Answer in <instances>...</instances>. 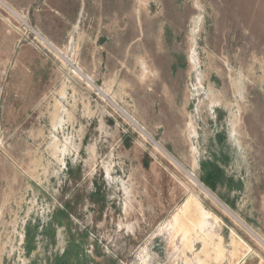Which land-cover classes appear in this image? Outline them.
I'll list each match as a JSON object with an SVG mask.
<instances>
[{"label":"rangeland","instance_id":"rangeland-1","mask_svg":"<svg viewBox=\"0 0 264 264\" xmlns=\"http://www.w3.org/2000/svg\"><path fill=\"white\" fill-rule=\"evenodd\" d=\"M2 1L3 264L264 252V0H147L145 37L116 23L124 0Z\"/></svg>","mask_w":264,"mask_h":264},{"label":"crops","instance_id":"crops-1","mask_svg":"<svg viewBox=\"0 0 264 264\" xmlns=\"http://www.w3.org/2000/svg\"><path fill=\"white\" fill-rule=\"evenodd\" d=\"M0 4L3 5L6 8H9V9L13 10L6 3H4L2 0H0ZM139 5L140 4L137 5L136 2H134V0H124L122 2V4H120V6H123V7L119 8V10L117 11L118 15L115 17V21L117 23L119 21L120 15H122L123 16V21L125 22V25H127V27H126L127 33L130 32L132 35H135L136 33H138V31H141L144 34V37H145L146 36L145 27L146 26H144V24H145L144 23V16H147V18H149V15H148V11L149 10L148 9H146V10L142 9L141 11H139ZM117 7H118V4H117ZM13 11H15V10H13ZM119 11H120V13H119ZM147 32H148V37L145 39V42L147 44L146 50H147V53H151L152 52V56L151 55L149 56L151 58L149 60L146 57H144V56H140L139 62L142 63L143 70H144L145 63L142 62V57H144V58L147 59L149 64L152 66V68L155 69L156 72L154 71L150 76L146 77V78L150 79L152 77L157 76L158 69L156 67H154L156 62H158L156 49L162 47L163 44L160 42L159 35L156 32L150 31L149 27L147 29ZM150 41L154 42V45H155L154 49L150 48V46H149V42ZM49 43L52 45L51 46L52 49H54L57 53L61 54L63 56V58H65V59H67V61H69L70 64L75 65L73 63V61L68 59V55H65L62 49H60L59 47L54 46V44H52V42H50V41H49ZM74 68L79 73V75L83 76V77L81 76L82 78L87 80V82L89 83L90 86L94 87V83H93L91 77H87L86 75H83V73L81 72V70L77 66H75ZM143 77H144V74H143ZM140 126L143 127L141 124H140ZM145 131L148 134H150L147 130H145ZM226 256H227V254H226ZM231 262H232V264H264V252L260 251L259 249L254 248V247L252 249L249 248L247 250L246 249H242V250L239 251V253L237 254L235 259L230 254L225 259H223L220 264H230ZM0 264H3L2 258H1Z\"/></svg>","mask_w":264,"mask_h":264},{"label":"bare ground","instance_id":"bare-ground-1","mask_svg":"<svg viewBox=\"0 0 264 264\" xmlns=\"http://www.w3.org/2000/svg\"><path fill=\"white\" fill-rule=\"evenodd\" d=\"M146 2H147V0H140V6H142V7H145L147 4H146ZM146 10V9H145ZM16 14V13H15ZM22 21H24L27 25H28V23L23 19V17H21L20 15H18V14H16ZM50 45V44H49ZM190 61H191V64L194 66V67H197L198 65H199V58H198V55L196 54V50H192V52H191V54H190ZM211 94V93H210ZM210 97V96H209ZM211 97H212V95H211ZM213 98H214V96H213ZM212 99V98H211ZM212 101H213V99H212ZM63 102V101H62ZM113 102H114V104L116 105V101H114L113 100ZM59 104V103H58ZM213 104V103H212ZM214 104H215V102H214ZM63 105V104H62ZM60 106V105H59ZM117 106V105H116ZM59 109V108H58ZM62 111V110H61ZM63 111H66V110H63ZM62 111V112H63ZM66 113V112H65ZM128 114V113H127ZM59 115H60V113H59ZM59 115H57V117L59 116ZM70 116V115H69ZM130 116V115H129ZM60 117V116H59ZM70 118V117H69ZM128 118V117H127ZM60 119V118H59ZM58 119V120H59ZM62 119V118H61ZM64 119V118H63ZM63 119L61 120V121H63ZM130 119L133 121V122H137L135 119H134V117H132V116H130ZM54 121H56V120H54ZM60 121V122H61ZM62 123V122H61ZM55 124H56V122H55ZM190 128H191V131H192V134H196V131H195V124H194V121L193 120H191V122H190ZM236 131V130H235ZM191 134V135H192ZM198 134V133H197ZM146 136V135H145ZM69 140V139H68ZM67 141V140H66ZM56 142H59V141H56ZM56 145H58V144H56ZM54 147V146H53ZM57 147V146H56ZM55 147V148H56ZM58 147H59V145H58ZM61 147H63V146H61ZM60 147V148H61ZM156 148L157 149H159V150H161L162 152H164L165 154H167L168 155V153L163 149V148H161L160 146H156ZM54 149V148H53ZM64 149V148H63ZM66 149V148H65ZM62 150V149H61ZM69 150V149H68ZM53 151H55V150H53ZM57 151H59V150H57ZM64 151V150H63ZM194 152H196V151H194ZM194 152H192V153H194ZM56 153V152H55ZM53 155H55V154H53ZM58 155V154H57ZM57 155H55V156H57ZM61 155H63V154H61ZM169 156V155H168ZM170 158H171V156H169ZM58 160H60V157L59 158H57ZM172 160H173V162L174 163H176V161L173 159V158H171ZM197 160V159H196ZM198 162V160L195 162V163H197ZM191 175H189L192 179H193V181L196 183V184H199L198 183V181L193 177V175H192V173H190ZM110 179V178H109ZM192 181V182H193Z\"/></svg>","mask_w":264,"mask_h":264}]
</instances>
